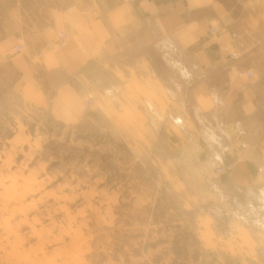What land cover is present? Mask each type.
<instances>
[{"label": "rangeland", "instance_id": "374dc122", "mask_svg": "<svg viewBox=\"0 0 264 264\" xmlns=\"http://www.w3.org/2000/svg\"><path fill=\"white\" fill-rule=\"evenodd\" d=\"M39 1L0 0V34L49 24L54 0H44L40 16ZM217 1L236 43L229 58L264 108V0ZM193 49L147 51L184 112L175 105L166 113L142 77L109 96L81 93L87 109L75 122L57 119L49 91L22 89L0 62V264H264V185L224 182L236 155L224 159L222 148L239 140L220 138L197 112ZM242 127L260 151L264 109Z\"/></svg>", "mask_w": 264, "mask_h": 264}, {"label": "crops", "instance_id": "0c3cea01", "mask_svg": "<svg viewBox=\"0 0 264 264\" xmlns=\"http://www.w3.org/2000/svg\"><path fill=\"white\" fill-rule=\"evenodd\" d=\"M65 1L54 0L45 27L25 24L27 27L18 28L30 31L37 45H29V34H0V62L17 75L22 89L31 87L43 96L49 91L56 118L75 122L87 109L81 93L87 92L93 99L109 96L125 89L129 79L143 77L150 81L152 95L160 99L166 113L175 105L184 112L185 104L175 101L171 83L153 69L147 51L165 50L172 44L194 48L192 59L201 82L189 95L197 112L204 120H212L220 138L239 140L237 145L222 148L226 152L221 151L222 158L236 155L224 182L233 189H249L259 181L264 185V133L258 135L263 147L253 151L249 133L241 132L244 117L252 121L254 113L264 108L251 80L249 84L236 73L239 62L229 58L236 43L229 35L232 27L223 26L226 12L217 0H77L63 4ZM37 7L38 16L47 8L44 0ZM214 24L217 31L210 33ZM61 32L65 34L62 44L58 43ZM18 40H22L21 51L15 50ZM143 65L150 68L147 76L142 75Z\"/></svg>", "mask_w": 264, "mask_h": 264}, {"label": "built area", "instance_id": "2783aa9c", "mask_svg": "<svg viewBox=\"0 0 264 264\" xmlns=\"http://www.w3.org/2000/svg\"><path fill=\"white\" fill-rule=\"evenodd\" d=\"M211 31H212V32H215V28L212 27V28H211ZM231 36H232L233 38H236V37H237V36H236V33L233 32V31L231 32ZM60 37L63 38V37H64V34L61 33ZM21 48H22L21 45L18 44V45L15 47V50L18 51V50H20ZM231 57H232V58H235V53H232V54H231ZM239 74L242 75V76H245V77H251L252 74H253V72H252L251 70H244V71L239 70ZM223 168H224V167H221L220 170H223Z\"/></svg>", "mask_w": 264, "mask_h": 264}, {"label": "bare ground", "instance_id": "6f19581e", "mask_svg": "<svg viewBox=\"0 0 264 264\" xmlns=\"http://www.w3.org/2000/svg\"><path fill=\"white\" fill-rule=\"evenodd\" d=\"M17 45H18V44H17ZM17 45H16V46H17ZM16 46H15V47H16Z\"/></svg>", "mask_w": 264, "mask_h": 264}]
</instances>
